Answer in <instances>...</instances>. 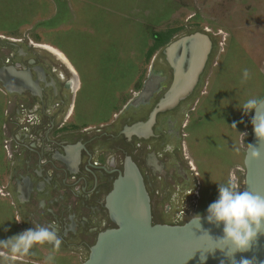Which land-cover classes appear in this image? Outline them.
Wrapping results in <instances>:
<instances>
[{"label":"rangeland","instance_id":"374dc122","mask_svg":"<svg viewBox=\"0 0 264 264\" xmlns=\"http://www.w3.org/2000/svg\"><path fill=\"white\" fill-rule=\"evenodd\" d=\"M25 1L0 0L3 4L0 25L13 28L16 22L28 20L24 12L32 16L39 10H47L42 0H29V8ZM68 3L69 11L60 14L57 10L58 14L48 22L50 27L63 22L66 28L42 32L40 37L35 34L34 37L28 30L6 32L19 37L15 39H20L21 45L10 44L7 38L0 37V59L14 55L20 46L29 55L53 60L50 53L26 48L25 44L32 37L31 44L63 56L41 41L55 42L86 81L84 90L76 96V107L80 114L85 113L83 119L96 124L106 119L116 102L117 108L123 103L126 91L150 66L158 68L169 43L194 32L204 34L211 43L206 67L189 100L191 110L180 118L182 124L187 121L181 132L182 152L195 168L192 175L185 165L183 171L193 183L177 191L174 186L179 181L175 182V174L166 182L151 177L152 189L158 190L157 194L150 193L152 222L180 225L197 214L207 215L208 205L218 197V184L229 179L236 180L242 190V157L250 136L251 112L245 114L240 106L249 97L264 96V0H68ZM245 68L250 70L251 78L241 84ZM11 97L0 88V155L1 125ZM241 133L246 135L243 137ZM18 233L11 209L0 197V241Z\"/></svg>","mask_w":264,"mask_h":264},{"label":"flooded vegetation","instance_id":"af4514ba","mask_svg":"<svg viewBox=\"0 0 264 264\" xmlns=\"http://www.w3.org/2000/svg\"><path fill=\"white\" fill-rule=\"evenodd\" d=\"M6 40L21 45L20 39ZM29 41L26 48L44 50L53 60L29 55L20 46L14 55L0 59V68L28 70L35 83L30 92L9 77L0 80L4 94L13 96L2 125L1 149L7 172L0 183V197L8 203L20 232L35 224L59 225L62 244L55 253V264H80L97 235L115 227L105 208V196L122 172L125 157L142 177L151 222L150 193H158L152 189L151 177L166 182L175 174L177 191L193 183L183 171L185 165L192 175L195 168L182 152L181 132L187 121L182 124L180 118L191 110L189 100L196 92L211 48L189 92L174 105L154 113L149 126L135 129L133 125L146 123L172 82L173 73L164 54L158 68L150 66L126 91L123 103L117 108L116 102L106 119L95 124L83 119L85 113L80 114L76 107V96L84 90L86 81L63 56ZM5 84L13 90L3 89ZM50 248L37 245L30 251L34 255L8 261L0 257V264H43Z\"/></svg>","mask_w":264,"mask_h":264},{"label":"water","instance_id":"95a60500","mask_svg":"<svg viewBox=\"0 0 264 264\" xmlns=\"http://www.w3.org/2000/svg\"><path fill=\"white\" fill-rule=\"evenodd\" d=\"M209 47L208 38L194 32L181 36L164 48L163 54L173 73L172 82L146 123L133 125L135 129L149 126L154 113L174 105L189 92L203 67ZM7 77L30 92L35 86L28 70L17 71L12 66H2L0 80ZM254 115L255 110H252L246 145L256 146L261 151V158L252 160L245 146L242 190L264 196V145L258 143L253 133L251 119ZM105 208L115 227L97 235L86 259L80 264H241L242 260L249 261V264H264V234H258L247 251L232 254L227 248L219 249L223 245L215 240L222 236L223 225L209 224L206 215L200 216V224L195 221L196 217L180 225L152 223L149 197L142 177L128 157L124 158L123 170L105 196Z\"/></svg>","mask_w":264,"mask_h":264},{"label":"clouds","instance_id":"9594fccd","mask_svg":"<svg viewBox=\"0 0 264 264\" xmlns=\"http://www.w3.org/2000/svg\"><path fill=\"white\" fill-rule=\"evenodd\" d=\"M250 78V70L243 69L241 84L246 83ZM240 109L245 114L255 110V115L251 119L253 133L258 143L264 145V96L249 97L242 103ZM232 127L235 128L236 125L233 124ZM241 134L243 137L246 135V133ZM246 146L247 154L252 160L261 158V151L256 146L251 144ZM235 151L239 154V148ZM206 212V220L209 224L223 225L222 236L215 239L223 245L219 248L221 250L227 248V251H231L232 254L247 251L258 234H264V196L241 190L239 183L234 179L218 184V197L208 205ZM194 217L199 223V214ZM46 244L51 248L44 257L43 264H55V253L59 251L62 244L59 225L55 223L35 224L33 228L0 241V249H3L0 251V257L8 261L17 256L29 254L31 249L37 245ZM241 264H249V261L242 260Z\"/></svg>","mask_w":264,"mask_h":264},{"label":"crops","instance_id":"0c3cea01","mask_svg":"<svg viewBox=\"0 0 264 264\" xmlns=\"http://www.w3.org/2000/svg\"><path fill=\"white\" fill-rule=\"evenodd\" d=\"M42 1L45 2L46 5H47V10L46 11L41 12L39 10L38 13L35 12V13H33L32 16H30V14L28 12H24V14L26 15L25 18H27V16H28V20H23V22H16V26L13 27V28H8L5 25H0V37H4V38H7V39L19 38L17 36L6 35V32H19V31L24 32V31H27V30L29 32H31V34L33 36L35 34L36 37H40V33H42V32L46 33V32H49V31H55V29H59V28L64 29V28H66L65 27L66 25H64L63 22L60 23V24L57 23L56 27H50V24L48 22H49V19L52 16H54L55 13L58 14V12L60 11V14H62V12L65 11V10L69 11L68 0H42ZM24 3H25L24 5H26L28 8L30 7V5L28 4L29 0H26ZM58 3H61V4L65 5V6L64 7H60V5H58ZM2 5L0 4V6H2ZM57 10H58V12H56ZM17 13L22 14L23 12L19 11ZM63 14H64V12H63ZM39 39H41V38H39ZM29 40L32 41L33 38L29 37ZM41 42L45 43L47 46H49V47L55 49L56 51H58L67 60L65 54L62 53L63 51L61 52L59 49H57V45L55 44V42H53V41H51V43H47V41H45V42L41 41ZM2 115H3V113H2ZM5 119L6 118L3 115L2 125L5 123ZM2 125H1V130H2ZM1 144H2V140H1ZM4 167H5V161H4L3 152H2L1 155H0V170H1L0 171V183L4 181L5 176H6L7 170H5ZM0 251H3V249H0ZM25 256L26 255L21 256V257L25 258Z\"/></svg>","mask_w":264,"mask_h":264},{"label":"built area","instance_id":"2783aa9c","mask_svg":"<svg viewBox=\"0 0 264 264\" xmlns=\"http://www.w3.org/2000/svg\"><path fill=\"white\" fill-rule=\"evenodd\" d=\"M3 148H4V143H3Z\"/></svg>","mask_w":264,"mask_h":264},{"label":"trees","instance_id":"16d2710c","mask_svg":"<svg viewBox=\"0 0 264 264\" xmlns=\"http://www.w3.org/2000/svg\"><path fill=\"white\" fill-rule=\"evenodd\" d=\"M157 37H159V36H157ZM157 37H156V38H157ZM156 38H154V39H156Z\"/></svg>","mask_w":264,"mask_h":264}]
</instances>
